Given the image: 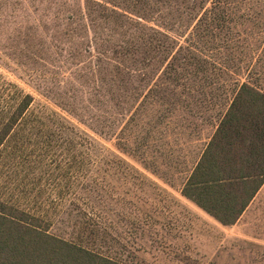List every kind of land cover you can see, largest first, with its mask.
Instances as JSON below:
<instances>
[{
    "label": "trees",
    "instance_id": "obj_1",
    "mask_svg": "<svg viewBox=\"0 0 264 264\" xmlns=\"http://www.w3.org/2000/svg\"><path fill=\"white\" fill-rule=\"evenodd\" d=\"M33 1H47L50 9H37L26 28H46L49 16L55 38L69 45L72 65L96 87L92 101L100 112L92 121L118 149L161 152L166 133L208 126L180 193L221 225H235L264 186V90L234 77L244 69L254 74L264 58L259 0ZM33 104L32 95L17 89L0 108V264H129L112 251L94 212L74 203L80 216L66 237L53 231L49 209H38L44 179L72 182L85 159L75 128L70 133L55 114L36 115ZM57 135L69 146L68 171L37 178L35 162L60 147L52 146ZM16 165L27 168L21 183L13 182ZM26 197L32 206L20 203Z\"/></svg>",
    "mask_w": 264,
    "mask_h": 264
},
{
    "label": "rangeland",
    "instance_id": "obj_2",
    "mask_svg": "<svg viewBox=\"0 0 264 264\" xmlns=\"http://www.w3.org/2000/svg\"><path fill=\"white\" fill-rule=\"evenodd\" d=\"M259 3L264 10V0ZM48 8L47 1L8 0L5 4L0 0V108L19 89L33 96L36 115L59 116L70 133L71 126L75 128L76 142L82 144L85 165L72 182L64 176L41 183L45 193L38 209H49L53 231L66 237L72 233V224L80 216L76 203L81 210L94 212L112 251L129 264H264V186L236 225L225 227L180 193L185 172L210 132L208 126L199 133H166L160 148L156 144L161 152L150 148L143 156L118 149L114 137L92 121L91 115L100 112L92 101L96 87L81 77V66L72 65L69 45L64 38H55L49 16L46 28H26L34 25L38 11ZM260 22L264 24V14ZM28 34L33 37H25ZM260 63L254 74L244 69L234 77L264 90V58ZM47 127L58 132L53 123ZM55 138L59 143L53 141L52 146L60 147L35 162L37 178L55 170L68 171L69 146L62 135ZM115 158L123 162L118 166L111 162ZM33 163L30 159L28 166ZM23 170L27 168L21 165L10 168L16 174L13 182L21 183ZM66 183L70 190L63 192ZM63 195L64 202L58 204L57 198ZM20 203L32 206L34 201L26 197Z\"/></svg>",
    "mask_w": 264,
    "mask_h": 264
},
{
    "label": "crops",
    "instance_id": "obj_3",
    "mask_svg": "<svg viewBox=\"0 0 264 264\" xmlns=\"http://www.w3.org/2000/svg\"><path fill=\"white\" fill-rule=\"evenodd\" d=\"M252 202H253V201H252ZM252 202H251V203H252ZM250 205H251V204H250ZM250 205H249V207H250ZM249 207H248V208H249ZM248 208H247V210H248ZM200 210H201V209H200ZM247 210H246V211H247ZM246 211H245V212H246ZM203 212H204V211H203ZM245 212L243 213V215L245 214ZM206 214H207V213H206ZM207 215H208V214H207ZM243 215H242V216H243ZM242 216H241V218H242ZM210 217H211V216H210ZM211 218H212V217H211ZM241 218H240V219H241ZM213 219H214V218H213ZM240 219H239V220H240ZM214 220H215V219H214ZM235 225H236V224H235ZM222 226H223V225H222ZM233 226H234V225H233ZM225 227H231V226H225Z\"/></svg>",
    "mask_w": 264,
    "mask_h": 264
}]
</instances>
